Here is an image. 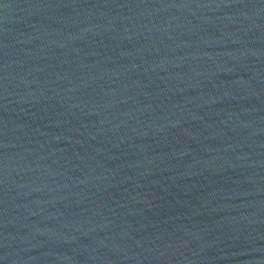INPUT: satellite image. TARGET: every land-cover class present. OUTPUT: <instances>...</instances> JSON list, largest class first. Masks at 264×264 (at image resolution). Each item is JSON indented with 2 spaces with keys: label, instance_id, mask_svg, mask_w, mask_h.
Returning a JSON list of instances; mask_svg holds the SVG:
<instances>
[{
  "label": "water",
  "instance_id": "water-1",
  "mask_svg": "<svg viewBox=\"0 0 264 264\" xmlns=\"http://www.w3.org/2000/svg\"><path fill=\"white\" fill-rule=\"evenodd\" d=\"M0 264H264V0H0Z\"/></svg>",
  "mask_w": 264,
  "mask_h": 264
}]
</instances>
